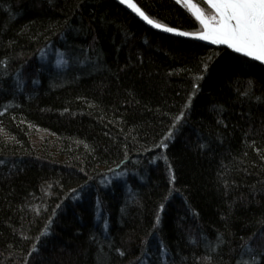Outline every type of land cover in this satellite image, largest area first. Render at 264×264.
<instances>
[{"label":"trees","instance_id":"trees-1","mask_svg":"<svg viewBox=\"0 0 264 264\" xmlns=\"http://www.w3.org/2000/svg\"><path fill=\"white\" fill-rule=\"evenodd\" d=\"M134 2L202 31L183 3ZM0 61V264H207L221 235L211 264H235L264 219V105L242 95L264 100V66L112 0H0Z\"/></svg>","mask_w":264,"mask_h":264},{"label":"snow or ice","instance_id":"snow-or-ice-1","mask_svg":"<svg viewBox=\"0 0 264 264\" xmlns=\"http://www.w3.org/2000/svg\"><path fill=\"white\" fill-rule=\"evenodd\" d=\"M82 2V0H81ZM177 4H180L182 0H175ZM190 2V0H189ZM49 5L54 3V0H47ZM121 5H125L133 13H135L141 20L152 28L161 30L165 33H172L180 37H191L200 41H208L214 45H224L231 49L235 53H239L244 57H248L253 61H257L260 64H264V0H207L208 5L212 9L211 15H205V13L196 5L190 4L193 9L195 19L202 25V31L198 33L180 31L174 27L166 26L162 23L157 22L155 19L150 18L146 14L142 7L138 6L134 0H119ZM0 64H4V61H0ZM57 64H68L66 59L57 61ZM7 68V64L4 65ZM23 68L21 67V74ZM21 74L17 76V87H22L23 81ZM4 77L0 75V94L6 91L3 88ZM199 85H196L198 88ZM242 95L260 104L264 105V100L261 97L256 96L255 92H243ZM8 111L7 107H4L3 111H0V116H3ZM184 118V112L182 111L179 116L175 118L173 128L176 127L181 120ZM226 127V125H225ZM172 136L170 132L168 139ZM165 148L167 144L163 145ZM252 147L255 148L256 154L264 160V149L256 147V141H252ZM203 147V145H201ZM247 155V153H245ZM0 164H4L3 160H0ZM75 191V189L73 190ZM59 207V205H57ZM55 211V210H54ZM159 217L156 218V224H159ZM51 223V220H49ZM260 227L253 232L248 238L240 237L241 243L238 245L240 249V255L237 257L235 264H264V219H261ZM103 230L106 233L108 230V224L105 221ZM95 239V238H93ZM192 243H196L195 240ZM226 241L223 235L217 237L216 247L211 245L207 246L208 255L201 257L202 261H206L207 264H211L214 257L211 253L217 251ZM39 249L34 244L31 250L27 253V257L32 258L34 253H37ZM161 251H167L164 245H161ZM235 253L236 249H231ZM115 252L121 257H125L126 253L120 248H115ZM223 257H221L222 259ZM259 258V259H258ZM142 260V256H136L135 261L139 262ZM24 264H29V260L25 259ZM110 264V260L107 262ZM132 264V262H130Z\"/></svg>","mask_w":264,"mask_h":264},{"label":"water","instance_id":"water-1","mask_svg":"<svg viewBox=\"0 0 264 264\" xmlns=\"http://www.w3.org/2000/svg\"><path fill=\"white\" fill-rule=\"evenodd\" d=\"M112 1H113L115 4H117L119 7H121L124 11H126V12L129 13L131 16H133V17H134L139 23H141L144 27H146V28L149 29V30H152V31H155V32H158V33L164 34V35L169 36V37H174V38H178V39H182V40H188V41H193V42H197V43L205 44V45L210 46V47L225 48V49H227V50H229V51L235 53L234 51H232L231 49L227 48V47L224 46V45H214V44H211V43L208 42V41H200V40H197V39H193V38H191V37H180V36H176V35H174V34H172V33H165V32H163V31H161V30H158V29L152 28L150 25L146 24L143 20H141V19H140L135 13H133L130 9H128L125 5H121V4L119 3V0H112ZM201 1L204 2V3H205V4L211 9V7H210V6L208 5V3H207V0H201ZM181 3H183V4L186 6V8L188 9V11L194 16V14H193V9L191 8L190 4H194V5H196V4H195L192 0H190V2H189V0H182ZM196 7H197V5H196ZM211 10H212V9H211ZM194 18H195V16H194ZM197 21H198V20H197ZM198 23H199V21H198ZM199 24H200V23H199ZM200 26H201V28H202V25H201V24H200ZM235 54L242 56V55L239 54V53H235ZM242 57H244V56H242ZM245 58L251 60V59L248 58V57H245ZM251 61H253V60H251ZM254 62L260 64V63L257 62V61H254ZM260 65L264 66V64H260Z\"/></svg>","mask_w":264,"mask_h":264}]
</instances>
